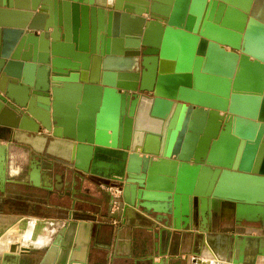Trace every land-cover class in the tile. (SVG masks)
<instances>
[{
	"label": "water",
	"instance_id": "1",
	"mask_svg": "<svg viewBox=\"0 0 264 264\" xmlns=\"http://www.w3.org/2000/svg\"><path fill=\"white\" fill-rule=\"evenodd\" d=\"M95 2L0 0V126L14 133L46 130L53 139L42 136V151L69 158L68 166L86 171L87 163L105 161V177L123 184L125 208L141 207L175 230H181L178 218L182 228L194 226L191 211H176L174 180L157 188L152 155L197 166L188 203L192 208L197 198L201 218L210 197L264 205L261 198L227 193L225 181L229 176L237 189L264 181V0H111L106 19L92 8L103 7ZM112 16L120 29L109 28ZM103 36L112 38L111 48ZM95 55L103 63L93 77ZM114 58L127 66H111ZM167 61L176 64L170 68ZM63 95L85 106L77 128L61 113ZM148 135L158 137L156 150L143 148ZM136 157L139 165L132 167ZM33 167L40 169L38 162ZM158 201L160 210L153 205ZM211 210L207 225L217 217L222 226Z\"/></svg>",
	"mask_w": 264,
	"mask_h": 264
},
{
	"label": "crops",
	"instance_id": "2",
	"mask_svg": "<svg viewBox=\"0 0 264 264\" xmlns=\"http://www.w3.org/2000/svg\"><path fill=\"white\" fill-rule=\"evenodd\" d=\"M95 1L103 7L92 8L100 9V14L106 19L110 12L107 6L111 0ZM102 1L104 4H101ZM95 13L98 16L97 11ZM110 18L109 28L120 29V21L114 22L113 16ZM90 34L88 29L87 40H90ZM79 36L77 27L76 37ZM125 37L122 36V40L125 41ZM103 40L108 41L110 48L112 47V38L103 36ZM114 46L119 47L118 43ZM121 48H125L124 43ZM119 49L116 48L117 53L121 51ZM172 64L175 65V61ZM217 85L218 83L213 86ZM84 109L82 100L78 99L72 104L69 96H62L61 113L73 120V126L76 128L77 122L84 120ZM42 136L53 139L51 133L44 129L36 133L23 130L14 133L0 126V157L6 155L5 192L9 193L11 198H19L26 204V210L13 212L3 219L6 225L15 224L19 220L22 228L27 222L35 225L34 230L31 225L21 235L25 236V241L21 244L31 246L29 251H18L3 257L1 253L8 250L5 249L8 243H1L5 248L0 253V264H4L3 259L7 261L5 264H264L263 228L258 230V233H252V227L240 224L234 226L231 231H213L209 225L202 227L197 224L201 232L180 230L173 236L172 227L166 226V221H157L137 206L125 208L123 205L120 211L111 216L108 213L109 202L104 200L106 193L101 189L104 182L101 177H105L108 171L103 160H99L93 168L87 163L84 166L86 171L75 168V175L73 171L70 173V169L64 168L49 174L51 178L47 179L43 178L39 170V184H34L30 179L31 170L22 173V169L15 166L18 157L15 147L28 142L29 139L40 141ZM39 147L42 149L41 145ZM67 160L69 161V158ZM67 175H73V178ZM83 175L82 180L79 177ZM111 218L118 222L113 224ZM233 218V215L229 219L223 218L222 228H228ZM183 225L181 223V227ZM164 230H171L170 238ZM206 233L225 236V256L214 251H211V256L205 255ZM251 236H256L257 240L249 241L248 237ZM174 237L178 239L177 243L174 242ZM194 240H199V248L195 246ZM218 248L219 245L216 251H219Z\"/></svg>",
	"mask_w": 264,
	"mask_h": 264
},
{
	"label": "bare ground",
	"instance_id": "3",
	"mask_svg": "<svg viewBox=\"0 0 264 264\" xmlns=\"http://www.w3.org/2000/svg\"><path fill=\"white\" fill-rule=\"evenodd\" d=\"M120 58V57H119ZM116 63H111V66H127V60L124 59H116ZM120 61V62H119ZM102 58L98 55H95L93 58V63H92V76H96L97 72L101 69L102 67ZM169 64L170 68H172L174 65L172 64V61H167ZM157 141L158 137L155 135H148L146 138L145 145L143 148L146 151H151V150H156L157 147ZM38 146L42 144L41 141H37L36 143ZM80 163L85 162L87 163V160L79 158ZM139 158L136 157L131 161L132 167H138L139 165ZM152 169H154V177L157 178L155 184L157 185V188L159 187H165L169 183H167V180H174V184L177 185V192H175V198L174 201L176 202V211L180 215L182 211H191L192 217L188 219L192 225H197L200 224L202 227L206 226L208 223V217L207 215L213 214L211 209H214L216 213H218L220 216H222L225 219H229L230 216L236 214L238 217H246L248 219L252 220H257L259 217L263 218L264 221V205H258V204H236L235 202L228 201V200H218L216 198H208L207 201H204L206 203V206L209 208L205 214V209L202 211L203 218L199 215L198 211V200L197 198H194V202L192 205V208L190 207V204L188 203L189 201V192L191 189H193L194 185H196V182L198 181V172H197V166H195L192 163H187V162H178V164H175L172 159L166 158L164 160H160L158 157L155 155H152ZM108 163H106L107 165ZM175 164V165H174ZM161 165V166H160ZM160 168V169H159ZM38 171L39 169L37 167L31 168L30 171V179L34 182V184H39L38 182ZM159 171H165L167 174L169 173H174V178H171V175L167 174H161ZM179 171V174H178ZM177 175L178 180H177ZM139 178V176H132ZM155 178V179H156ZM226 181V187L227 188V193L233 194V193H240L244 197L248 198H261L264 199V181H257L255 184H250L248 182L239 184L240 189H237L234 187V182L230 181L229 176H226L225 178ZM173 185V184H172ZM225 187V189H226ZM126 195L130 198L134 197L135 195V187H127L126 190ZM159 195V194H157ZM198 202V203H197ZM154 207L157 208L158 210L162 209V202L158 201L157 203H153ZM209 216V215H208ZM181 217V216H180ZM179 221L178 225L180 226L181 221L180 218H178ZM205 255L211 256V251H214L216 254H219L221 256H225L226 254V239L225 236L222 234H208L206 233L205 237ZM25 241V236H20L19 241L12 242L10 243L8 250H13L15 252L18 251H23L26 249L31 248V246H25L22 245L21 242ZM219 245L218 250L216 251V247ZM216 246V247H215ZM5 251V252H7ZM4 252V253H5ZM219 252V253H218ZM216 260V259H215Z\"/></svg>",
	"mask_w": 264,
	"mask_h": 264
},
{
	"label": "rangeland",
	"instance_id": "4",
	"mask_svg": "<svg viewBox=\"0 0 264 264\" xmlns=\"http://www.w3.org/2000/svg\"><path fill=\"white\" fill-rule=\"evenodd\" d=\"M32 140L33 139H29L28 142L20 143V144H18L17 147H15L16 148L15 152L18 155V157L16 158V163H14V164H15V166H18V167H20V169H22V171H23L22 173H26L28 170H31V165L33 163H36V162L40 163L39 164V166H40L39 170L41 172V175H43V178H47V179L51 178V176L49 174H53V173L60 171L64 168L70 169V173H73L74 171H76L75 167L68 166L66 164V162H65L67 160L66 158H62V157L59 158V155H57V154H53V155L49 154V153L46 154L42 151L43 148L40 151H36L35 149H38V148H36V146H34ZM5 158H6V155H5ZM76 169H78V168H76ZM78 173H80V172L78 171ZM73 175H75V172ZM73 175H70V176L67 175V177L73 178ZM79 178L83 180L84 175L80 176ZM101 178L104 179V180L102 179L104 182H102V188L99 187V189L101 188L106 193L104 200L109 202L108 213L112 216L123 208V205H124L123 194H122L123 184L121 181L115 180L111 177L110 178L101 177ZM47 183H50V182H47ZM114 202H116L117 203L116 205L118 206L116 208V210H113L115 207ZM25 206H26V204L22 203L19 198H11L9 193L5 192V187H3V190H0V253L5 248V246L3 247V245L1 244L2 242L8 243V245L5 248V249H8L10 243L17 241V239L19 241V237L22 235V233L25 232V230L29 226L33 225V230L35 229V225L32 223L27 222V225H25L24 228H22L23 226L21 227V224H20L21 220H19L15 224L6 225L7 223L3 219V218H5L6 215H9L13 212H22V211L26 210ZM138 209L142 211L141 207L140 208L138 207ZM219 220L220 219L217 217L212 218L213 225L210 228L211 230L214 231V230L219 229V230H224V231H231V230H233L234 226H238L240 224H245L246 227H252L254 229V230L252 229V233H258V230H260L261 228H263V231H264V222L261 218H259L256 221L242 220L240 223H237L236 221H234L235 219L233 218V220L230 221L231 224L228 228H222V226L219 225L220 223H218ZM111 222L113 224H115L118 221L115 218H111ZM168 223H171V221H168ZM223 224H224V222H223ZM172 227H173V224H172ZM199 228H200L199 225H196L193 227H191L190 225L189 226L187 225L185 228L181 227V230H184L187 232H193V231L194 232H201L199 230ZM171 230L173 231V236L176 234V232L180 231V230H175L174 228H172ZM198 235H200V234L198 233ZM11 237L13 239H11ZM256 238H257L256 236L248 237L249 241H256L257 240ZM173 240L176 243L178 241V239H176V237H174ZM198 242H199V240H194L195 246H197V248L200 247Z\"/></svg>",
	"mask_w": 264,
	"mask_h": 264
},
{
	"label": "built area",
	"instance_id": "5",
	"mask_svg": "<svg viewBox=\"0 0 264 264\" xmlns=\"http://www.w3.org/2000/svg\"><path fill=\"white\" fill-rule=\"evenodd\" d=\"M114 203H115V207H114V209H113V210H116V208H117L118 206L116 205V204H117L116 202H114Z\"/></svg>",
	"mask_w": 264,
	"mask_h": 264
}]
</instances>
